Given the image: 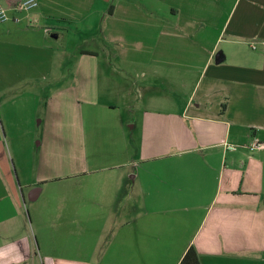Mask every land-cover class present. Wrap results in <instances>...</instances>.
Segmentation results:
<instances>
[{
    "label": "crops",
    "instance_id": "0c3cea01",
    "mask_svg": "<svg viewBox=\"0 0 264 264\" xmlns=\"http://www.w3.org/2000/svg\"><path fill=\"white\" fill-rule=\"evenodd\" d=\"M22 1L0 0V264H179L189 247L200 264H241L264 251V0ZM56 50L79 75L50 99ZM29 66L35 94L19 90ZM76 84L89 151L66 175L60 221L62 179L48 163L21 184L5 140L13 116L41 124Z\"/></svg>",
    "mask_w": 264,
    "mask_h": 264
},
{
    "label": "rangeland",
    "instance_id": "374dc122",
    "mask_svg": "<svg viewBox=\"0 0 264 264\" xmlns=\"http://www.w3.org/2000/svg\"><path fill=\"white\" fill-rule=\"evenodd\" d=\"M115 1L116 0H111V3L114 4ZM85 47L90 49L92 46L89 44ZM57 52V50L54 52L50 51V58H52L50 59V99L56 92H63V87L66 86L63 82L67 81L69 77L71 78V76L75 75L76 79H78L79 75V68L75 65L76 59L73 57L74 55L70 54L69 56H64V54H59ZM25 60L31 63L39 59L34 54H28ZM97 62L103 69L106 59L98 58ZM31 67L32 66L28 67L26 74L28 78H23L25 82L19 90H22L23 93L30 92L31 94H35V90L38 89L39 86L36 81H32V78L36 77L37 74ZM23 71L25 72L26 70L24 69ZM118 76L123 77L122 75ZM118 76H115L116 79ZM19 86L20 85L13 86L12 93H14V90ZM77 96L78 84L74 86V90L72 89L62 93V98L59 97L61 99L59 101L61 102L60 105L59 102L54 107L50 104V117L47 118L43 116L41 124L38 125V120H35L29 111L23 110L22 116H13V119L17 122V127L14 132L11 133L12 136L7 134L5 140L10 159H12L13 165L17 170L16 173L18 172L21 174V176H19L21 177V184H23V178L24 180H28L29 184H31V182L36 179V176L43 172V170L44 172H48V170L44 168L46 166L45 164L48 163H50V165L47 166V168L49 167L48 169H50L49 175L57 176L62 179L50 187L57 191V197H55V200L53 199L52 202L53 205H57L56 211L57 214H60V221H63V211L66 210V205H64V207L62 206V201L72 199L66 192L73 188L71 186L73 180H66V175H69L71 172L79 171L80 165L78 166L74 163L80 162L85 153L89 151L87 150L89 149L88 146L83 142L80 123L77 121L78 117L75 111L76 101L74 100ZM0 134L1 136L6 135L1 126ZM33 187L34 186L23 187L26 200L25 204L22 206L25 215L27 209L32 208L30 207L31 203L27 197V192ZM26 220L32 245L38 253L37 238L40 237L39 231L34 224H31L30 218L27 215ZM58 231L64 234L63 229H58ZM56 234H58L57 229L50 231V238L59 240L60 243L68 242L58 239ZM75 234H80V230H75ZM70 245L73 247L75 246L72 243H70ZM76 252L79 255L78 257H81L80 253L82 252L80 250H76ZM76 252L73 253L77 256ZM238 260H240L241 264H264V251L259 254L248 253L247 255L241 256ZM38 262L39 264L43 263L41 258H38ZM44 263H46L45 260Z\"/></svg>",
    "mask_w": 264,
    "mask_h": 264
},
{
    "label": "built area",
    "instance_id": "2783aa9c",
    "mask_svg": "<svg viewBox=\"0 0 264 264\" xmlns=\"http://www.w3.org/2000/svg\"><path fill=\"white\" fill-rule=\"evenodd\" d=\"M36 6V1L35 0H23L22 2L19 3V5L17 6L18 9L22 10V9H25V10H28V9H31L33 7ZM6 14H5V10L4 9H0V20L4 21L6 20ZM258 145V141L257 140H254L250 147L251 148H256ZM232 149V148H230Z\"/></svg>",
    "mask_w": 264,
    "mask_h": 264
},
{
    "label": "trees",
    "instance_id": "16d2710c",
    "mask_svg": "<svg viewBox=\"0 0 264 264\" xmlns=\"http://www.w3.org/2000/svg\"><path fill=\"white\" fill-rule=\"evenodd\" d=\"M179 264H200L197 252L193 247H189L180 260Z\"/></svg>",
    "mask_w": 264,
    "mask_h": 264
},
{
    "label": "water",
    "instance_id": "95a60500",
    "mask_svg": "<svg viewBox=\"0 0 264 264\" xmlns=\"http://www.w3.org/2000/svg\"><path fill=\"white\" fill-rule=\"evenodd\" d=\"M219 56H220L219 54H216V56H215V63L216 64H218L222 61V57L220 58Z\"/></svg>",
    "mask_w": 264,
    "mask_h": 264
}]
</instances>
